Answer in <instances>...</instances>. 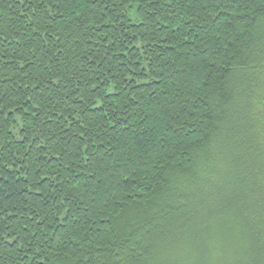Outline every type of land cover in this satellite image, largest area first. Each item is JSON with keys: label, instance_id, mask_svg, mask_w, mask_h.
<instances>
[{"label": "trees", "instance_id": "trees-1", "mask_svg": "<svg viewBox=\"0 0 264 264\" xmlns=\"http://www.w3.org/2000/svg\"><path fill=\"white\" fill-rule=\"evenodd\" d=\"M0 264H264V0H0Z\"/></svg>", "mask_w": 264, "mask_h": 264}]
</instances>
